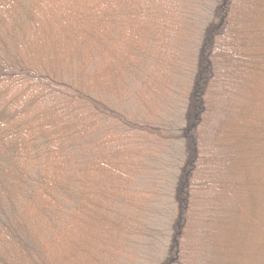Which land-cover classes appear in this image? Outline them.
<instances>
[{
    "label": "trees",
    "instance_id": "16d2710c",
    "mask_svg": "<svg viewBox=\"0 0 264 264\" xmlns=\"http://www.w3.org/2000/svg\"><path fill=\"white\" fill-rule=\"evenodd\" d=\"M179 2L187 5L185 16L178 9L176 13L194 23L190 11H196L195 3ZM65 4L75 21L62 26L59 18L52 26L55 11L50 0H0V264L151 261L148 242L156 220L150 222L149 202L134 199L142 173L178 139L190 154L179 173L168 217L171 249L159 264H188L194 249L189 239L202 218L204 196L211 191L206 146L213 114L239 74L246 76L256 100L249 109L244 105L247 127L229 143L243 157L244 176L257 185L250 191L249 205L251 209L261 202L257 207L261 214L246 212V228L237 230L230 246L238 248L236 256L245 257L243 264H264V0H217L215 22L197 46L193 72L185 70L188 75L181 77L188 92H174L173 81H167L169 95L153 108L143 95L155 63L149 47L156 41L154 35L141 31L135 53L108 81L96 84L98 64L90 63L91 57L80 53L77 44L90 25L76 10L82 6L79 0ZM162 7L157 4L155 21ZM108 12L115 28L105 40L118 33L121 19L129 21L140 9L135 0H110ZM257 22L263 25L260 36L254 28ZM54 27H59L56 32ZM89 33L83 39L86 47L103 43L96 37L97 27ZM56 98L66 104L63 118H58ZM178 101L189 106L179 119L170 118ZM126 144L131 147L121 150ZM130 161L135 169L127 174ZM99 171L118 175L117 185L101 194L93 248L80 246L81 257L66 260L61 249L82 222L89 182ZM145 177L142 182L149 187L150 176ZM257 247L260 253L251 259Z\"/></svg>",
    "mask_w": 264,
    "mask_h": 264
},
{
    "label": "rangeland",
    "instance_id": "374dc122",
    "mask_svg": "<svg viewBox=\"0 0 264 264\" xmlns=\"http://www.w3.org/2000/svg\"><path fill=\"white\" fill-rule=\"evenodd\" d=\"M177 1L179 0H135L140 12H137L136 16L129 21L121 19L118 33L114 34L111 39L105 40L106 34L112 33L115 28L110 24L111 16L108 12L110 0H79L82 6H79V10L76 7V10L85 16L84 19L90 27L88 28L89 31L81 37L82 40L77 43L78 50L84 56H90L94 60L93 62L90 60V63L98 64V69L94 74V83L101 84L108 81L112 74L121 69L124 62L135 53L134 46L141 43L140 33L145 30L144 32L148 31L151 35H154L156 41L149 42L155 63L151 73H148L146 90L143 95L144 100L147 99L150 108H153L162 97L165 98L169 95L168 84L172 81V86H169L174 92L181 95L187 93L189 87L183 84L181 77L188 75V69L193 72L191 66L199 48L197 46L201 38L205 36V30L212 22H215L213 13L216 11L218 4L217 0H187L196 5V11H190L195 21L191 23V20L190 22L184 20V18L181 20L179 12L176 13L178 9L181 16H185L184 11L187 8L184 0H180L179 3L185 5L180 4V6ZM158 3L163 7L159 20L155 21L159 16L158 13H154ZM50 4L55 11L53 15L50 13L52 26H54V22L56 24L59 22V18L62 20V26H68L71 21H75L71 19L72 11L70 12L69 4H65V0H50ZM78 22L77 25L82 27V21L79 19ZM262 26L257 22L254 28L258 27L259 30ZM94 27L98 28L97 39H103L104 41H102V44L86 47L83 39L91 34L89 32ZM58 28L54 27L53 32H56ZM261 30L257 32L258 36H260ZM143 40L145 41L144 36ZM256 43L260 45L258 40ZM239 75L240 77L236 76L224 90L226 98L224 97L219 110L213 114L214 119L209 129L211 133L207 138L206 146V149H208L206 156L207 178L210 174V182L207 183V187L209 186L211 191L207 195L204 194L207 200L204 199L202 202V218L198 222L194 237L189 239L192 240V248L194 249L191 257L189 255L188 264H243L245 257L236 256L238 248H232L230 245H232L234 238L238 236L237 230L246 228L244 224L248 220L246 212L251 210L252 213L256 212V215L260 216L261 214V211L258 212L257 208L259 207L258 203L261 204V202L256 203L250 209L249 194L252 189L257 188L255 187L257 185L254 182L251 185L249 179L244 176L241 165L243 157H240L239 150L235 152L234 143L233 147L230 146L231 141L229 140L246 129L249 117H244V115H248L244 110L246 107L249 109L256 100H253L254 91L248 85L249 82L247 83L246 76ZM155 81L160 83L154 84ZM250 96H252V103ZM179 102L182 101H178L176 109L169 115L170 118L179 119L180 114L183 113L182 109L186 105L189 106L188 102H183V104ZM244 105L247 106L244 107ZM55 109L58 118H63L67 107L63 100L56 98ZM171 145L174 148L164 152L151 167L149 166V173L147 169L142 173L139 193L136 194L134 199L135 201L144 200L149 202L150 222L156 220L154 224H151V227L156 230L153 232L152 239L148 242L152 246L149 254L153 259L146 262V264H159L166 256V251L171 249L172 240L167 230L168 217L172 215V204L179 184V173L190 154L189 149L179 139ZM129 147L131 146L126 144L120 149L123 150ZM135 159H137V156ZM126 166H128L127 171L129 172L123 171L127 174H131L135 169L132 161ZM112 172L118 174V170H111ZM108 173L104 174V172L99 171L94 174L92 182H89L90 195H88L82 222L71 232V240L66 242L68 244L64 245L60 252V255L62 254L66 260L81 257L80 246H86L87 248L91 246L93 248L92 245L95 244L93 242L95 239L93 229L100 219V212H97L99 211L101 196L106 192L109 193L113 186L117 185L114 181L118 179V175L111 176ZM147 173L150 176V189H147L149 188L148 184L144 186L147 183L146 180L142 182L145 176L149 177ZM155 177H158V179L156 180ZM145 206L148 208L146 203ZM262 223L261 219L259 224ZM164 231L165 235H163ZM246 232L250 233L249 230H246ZM233 249H235V254ZM258 253L260 251L257 247L252 251L251 259H255Z\"/></svg>",
    "mask_w": 264,
    "mask_h": 264
}]
</instances>
